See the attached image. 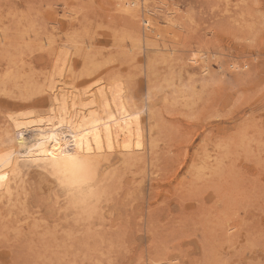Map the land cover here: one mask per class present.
<instances>
[{"label":"rangeland","instance_id":"rangeland-1","mask_svg":"<svg viewBox=\"0 0 264 264\" xmlns=\"http://www.w3.org/2000/svg\"><path fill=\"white\" fill-rule=\"evenodd\" d=\"M124 2L0 0V73L39 84L66 50L64 77L79 88L122 82L144 148L101 163L108 196L88 223L32 170L12 174L0 264H264V0H147L159 12L146 44L151 25ZM21 92L0 89V133ZM32 99L44 105L47 92Z\"/></svg>","mask_w":264,"mask_h":264},{"label":"bare ground","instance_id":"bare-ground-1","mask_svg":"<svg viewBox=\"0 0 264 264\" xmlns=\"http://www.w3.org/2000/svg\"><path fill=\"white\" fill-rule=\"evenodd\" d=\"M123 6L131 16L141 7L146 16L142 19L144 24L149 28L151 25V33L145 34L143 42L150 43L154 27L153 14L159 10L151 7L147 0H125ZM166 11L168 12L163 11L165 16L173 12L168 8ZM166 19L161 18L165 21ZM141 40L139 34L134 35L133 46L139 49ZM67 54L65 50L55 57L51 72L39 84L28 77L19 86L18 82L23 74L17 69L6 68L0 73L2 93L8 81L22 91L17 96L20 101L4 110L8 124L0 133V138L6 143L2 147L3 155L0 159V186H8L14 174L24 178L26 174H30L29 170H32L31 174L37 176L38 185L47 190L54 189L64 196L50 166V161L61 152L75 150L93 155L98 160L99 177L101 163L109 154L116 152L127 158L133 151L144 149L141 109L131 107L122 82L117 78L102 80L89 77L85 81L90 83L84 88H79L73 82V77H64L65 71L71 68ZM206 68L207 66L203 65L201 71H206ZM43 92H47L45 106L42 100L32 99L33 95ZM2 107L4 105L0 101V111ZM25 130H31L32 134L28 136ZM41 180H44V183L40 184Z\"/></svg>","mask_w":264,"mask_h":264},{"label":"clouds","instance_id":"clouds-1","mask_svg":"<svg viewBox=\"0 0 264 264\" xmlns=\"http://www.w3.org/2000/svg\"><path fill=\"white\" fill-rule=\"evenodd\" d=\"M51 170L66 206L76 218L88 223L101 212L108 191L98 177V160L91 154L65 150L50 161Z\"/></svg>","mask_w":264,"mask_h":264},{"label":"snow or ice","instance_id":"snow-or-ice-1","mask_svg":"<svg viewBox=\"0 0 264 264\" xmlns=\"http://www.w3.org/2000/svg\"><path fill=\"white\" fill-rule=\"evenodd\" d=\"M54 159H55V158H54ZM54 159H53V160H54ZM0 179H2V177H0Z\"/></svg>","mask_w":264,"mask_h":264}]
</instances>
